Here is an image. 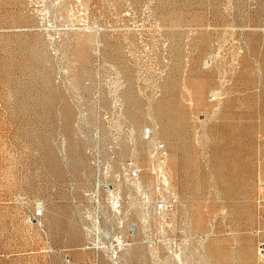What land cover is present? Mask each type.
I'll use <instances>...</instances> for the list:
<instances>
[{"label": "rangeland", "instance_id": "rangeland-1", "mask_svg": "<svg viewBox=\"0 0 264 264\" xmlns=\"http://www.w3.org/2000/svg\"><path fill=\"white\" fill-rule=\"evenodd\" d=\"M0 264H264V0H0Z\"/></svg>", "mask_w": 264, "mask_h": 264}, {"label": "bare ground", "instance_id": "bare-ground-1", "mask_svg": "<svg viewBox=\"0 0 264 264\" xmlns=\"http://www.w3.org/2000/svg\"><path fill=\"white\" fill-rule=\"evenodd\" d=\"M46 1V0H45ZM39 2H40V0H39ZM150 3V2H149ZM37 5V4H36ZM35 6V5H34ZM133 9V8H132ZM148 10V9H147ZM38 12V11H37ZM44 15V14H43ZM47 15V14H46ZM57 17V16H56ZM121 22V21H120ZM61 29V28H60ZM135 30V29H134ZM56 32V31H55ZM122 32V31H121ZM122 34V33H121ZM128 34V33H127ZM126 34V35H127ZM139 35H141V34H139ZM158 35V34H157ZM122 36H124V35H122ZM125 38V37H124ZM129 38V37H128ZM131 43V42H130ZM136 54V53H135ZM150 60V59H149ZM140 66V65H139ZM187 86V85H186ZM189 95V94H188ZM129 99V98H128ZM172 100V99H171ZM194 101V100H193ZM179 102V101H178ZM134 103V102H133ZM177 104V103H176ZM180 104V103H179ZM152 106V105H151ZM175 107V106H174ZM150 112H152V111H150ZM149 118V117H148ZM155 119V118H154ZM156 120V119H155ZM153 124V123H152ZM165 127V126H164ZM200 134V133H199ZM227 134V133H226ZM144 135V134H143ZM200 136V135H199ZM200 138V137H199ZM205 139V138H204ZM198 141H200V140H198ZM161 142V141H160ZM154 144V143H153ZM158 145V144H157ZM160 156V155H159ZM161 157V156H160ZM233 162V161H232ZM236 164V163H235ZM136 165V164H135ZM234 165V164H233ZM143 166H145V164L143 165ZM153 166V165H152ZM136 167V166H135ZM138 168V167H137ZM147 168V167H146ZM135 169V168H134ZM169 169V168H168ZM167 169V170H168ZM142 170H143V168H142ZM140 171V170H139ZM168 172V171H167ZM141 175V174H140ZM140 177V176H139ZM173 178V177H172ZM165 180V179H164ZM141 183V182H140ZM151 185V184H150ZM153 185V184H152ZM154 188V187H153ZM138 190V189H137ZM153 190V189H152ZM150 192V191H149ZM148 193V192H147ZM157 193V192H156ZM179 196V195H178ZM145 197V196H144ZM174 199V198H173ZM196 200V199H195ZM147 201V200H146ZM180 202V201H179ZM154 204V203H153ZM180 204V203H179ZM198 205V204H197ZM185 206V205H184ZM148 210V209H147ZM150 210V209H149ZM181 211V210H180ZM184 211H186V210H184ZM147 213V212H146ZM147 215V214H146ZM187 216V215H186ZM161 229V228H160ZM170 230V229H169ZM171 231V230H170ZM211 231V230H210ZM177 232V231H176ZM179 232V231H178ZM209 232V231H208ZM173 233V232H172ZM190 233V232H189ZM159 234H161V233H159ZM208 234V233H207ZM167 235V234H166ZM200 236V235H199ZM162 237V236H161ZM167 238V237H166ZM202 238V237H201ZM170 239V238H169ZM177 239V238H176ZM207 239V238H206ZM163 240V239H162ZM205 242V241H204ZM202 244V243H201ZM203 245V244H202ZM168 249V248H167ZM176 249V248H175ZM197 250V249H196ZM177 251V250H176ZM195 251V250H194ZM169 252V251H168ZM196 252V251H195ZM199 252V251H198ZM176 253V252H175ZM196 254V253H195ZM169 257H170V255H169ZM192 258V257H191ZM175 259V258H174ZM202 259V258H201ZM184 260V259H183ZM167 261H169V260H167ZM192 261V260H191ZM190 262V261H189ZM222 263V262H221Z\"/></svg>", "mask_w": 264, "mask_h": 264}]
</instances>
